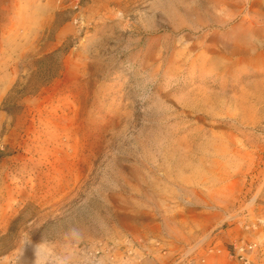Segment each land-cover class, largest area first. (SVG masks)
<instances>
[{
  "label": "rangeland",
  "instance_id": "rangeland-1",
  "mask_svg": "<svg viewBox=\"0 0 264 264\" xmlns=\"http://www.w3.org/2000/svg\"><path fill=\"white\" fill-rule=\"evenodd\" d=\"M232 1L0 0V264H240L264 0Z\"/></svg>",
  "mask_w": 264,
  "mask_h": 264
},
{
  "label": "built area",
  "instance_id": "built-area-1",
  "mask_svg": "<svg viewBox=\"0 0 264 264\" xmlns=\"http://www.w3.org/2000/svg\"><path fill=\"white\" fill-rule=\"evenodd\" d=\"M87 0H57L58 4L63 5L71 10L77 21L83 4ZM78 16V17H77ZM238 217L241 219L231 218L232 225L238 227L235 231V237L231 239L228 247V255L240 264H254L256 261L264 264V221L250 220L249 214L244 211Z\"/></svg>",
  "mask_w": 264,
  "mask_h": 264
},
{
  "label": "bare ground",
  "instance_id": "bare-ground-1",
  "mask_svg": "<svg viewBox=\"0 0 264 264\" xmlns=\"http://www.w3.org/2000/svg\"><path fill=\"white\" fill-rule=\"evenodd\" d=\"M233 1H234V0H233ZM233 1H232V2H233ZM241 1H242V0H241ZM244 1H247V0H244ZM214 2H217V3H218V1H214ZM235 2H236V1H235ZM220 3H221V2H220ZM222 3L225 5V3H224L223 1H222ZM233 3H234V2H233ZM238 3H239V2H238ZM245 3H246V2H245ZM250 3H251V8L248 9V14H250V13H252V12L255 13V12L257 11V10H256L257 7H258V9L261 10V8H259V5H260L261 3H259L258 0H253V1L251 0ZM215 4H216V3H215ZM228 4H229V3H228ZM219 5H220V4H219ZM229 5H230V4H229ZM234 5H235V4H234ZM240 5H241V3H240ZM248 5H249V4H248ZM228 7H229V6H228ZM234 7H235V6H234ZM237 7H238V6H237ZM253 7H254L255 9H253ZM260 7H261V6H260ZM225 8H226V7H225ZM244 8H245V7H244ZM227 9H228V8H227ZM229 9H231V8L229 7ZM240 9H241V8H240ZM236 10H237V9H236ZM222 11H224V9H223ZM232 11H233V10H232ZM240 11H241V10H240ZM246 11H247V10H246ZM246 11H245V12H246ZM224 12H225V11H224ZM243 12H244V11H243ZM222 13H223V12H222ZM233 13H234V12H233ZM237 13H239V12H237ZM237 13H236V14H237ZM258 13H259V11H258ZM261 13H262V12H261ZM228 14H229V13H228ZM243 14H244V13H243ZM248 14H247V16L249 17ZM262 14H264V13H262ZM262 14H261V15H262ZM222 15H223V14H222ZM223 16H224V15H223ZM238 16H239V15H238ZM255 16H256V15H255ZM230 17H231V16H230ZM248 17H247V18H248ZM252 17H253V16H252ZM222 18H224V17H222ZM227 18H228V17H227ZM242 18H243V17H242ZM250 18H251V17H250ZM255 18H256V17H255ZM260 18H261V17H260ZM231 19H234V17H231ZM240 19H241V18H240ZM256 19H258V18H256ZM256 19H255V20H256ZM222 20H223V19H222ZM249 20H252V19H248V21H247V19L243 18V19H242V22H244V23L247 22V23L250 24ZM255 20H253V21L255 22ZM228 21H229V20H228ZM238 21H241V20H238ZM224 22H225V21H224ZM256 22H257V21H256ZM230 23H231V22H230ZM252 23H253V22H252ZM221 24H222V23H221ZM223 24H224V23H223ZM256 24H257V23H256ZM261 24L264 25V22H262ZM234 25H235V24H234ZM240 25H241V24H240ZM250 25H251V24H250ZM229 26H230V25H229ZM238 26H239V25H238ZM238 26H237V27H238ZM242 26L244 27L245 24H242ZM231 27H236V26H231ZM245 27H246V26H245ZM255 27H257V26H255ZM261 27H262V26H261ZM229 28H230V27H229ZM247 28H248V27H247ZM249 29H250V26H249ZM258 29H259V28H258ZM246 30H247V29H245V31H246ZM252 30H253V29H252ZM260 30H261V29H260ZM247 31H249V30H247ZM254 31H255V30H254ZM257 31H258V30H257ZM262 31H264V28H262ZM249 32H250V31H249ZM252 32H253V31H252ZM258 32H259V31H258ZM244 33H245V32H244ZM250 33H251V32H250ZM222 34H223V33H222ZM241 34H242V33H241ZM241 34H240V35H241ZM251 34H253V33H251ZM257 34H258V33H257ZM259 34H260V33H259ZM259 34H258V35H259ZM211 35H212V34H211ZM243 35L246 36V33L243 34ZM204 36H205V35H204ZM238 36H239V35H238ZM205 37H206V36H205ZM212 37H213V36H212ZM250 37H251V36H250ZM201 38H202V37H201ZM209 38H210V36H209ZM209 38H208V39H209ZM252 38H253V36H252ZM197 39H198V38H197ZM204 39H205V38H204ZM206 39H207V37H206ZM208 39H207V40H208ZM211 39H212V38H211ZM240 39H241V38H240ZM243 41H244V40H243ZM250 41H251V40H250ZM206 42H207V41H206ZM237 42H238V41H237ZM247 42H248V41H246V43H247ZM222 43H223V42H222ZM192 44H193V43H192ZM207 44H209V43H207ZM205 45H206V44H205ZM205 45H204V46H205ZM210 45H211V44H210ZM188 46H189V44H188ZM194 46H195V45H194ZM198 46H199V45H198ZM206 46H208V45H206ZM228 46H229V45H228ZM212 47H213V45H212ZM247 47H248V46H247ZM196 48H197V47H196ZM199 48H201V47H199ZM193 49H194V48H193ZM214 49H215V48H214ZM191 50H192V49H191ZM202 50H205V49L203 48ZM210 50H211V49H210ZM211 51H212V50H211ZM214 51H215V50H214ZM198 52H199V51H198ZM209 52H210V51H209ZM212 52H213V51H212ZM217 52H218V51H217ZM217 52H216V53H217ZM216 53H215V54H216ZM209 54H210V53H209ZM210 57H211V56H210ZM195 59H196V58H195ZM207 59H208V58H207ZM193 60H194V59H193ZM198 60H199V59H198ZM197 63H198V62H197ZM195 64H196V63H195ZM210 64H211V63H210ZM205 66H206V64H205ZM229 66H230V65H229ZM226 72H227V71H226ZM193 248H194V247H193ZM189 250H190V249H188V251H189ZM208 260H209V259H208ZM209 261H210V260H209Z\"/></svg>",
  "mask_w": 264,
  "mask_h": 264
},
{
  "label": "crops",
  "instance_id": "crops-1",
  "mask_svg": "<svg viewBox=\"0 0 264 264\" xmlns=\"http://www.w3.org/2000/svg\"><path fill=\"white\" fill-rule=\"evenodd\" d=\"M256 262H257L258 264H261L259 261H256ZM256 262H255V263H256Z\"/></svg>",
  "mask_w": 264,
  "mask_h": 264
}]
</instances>
